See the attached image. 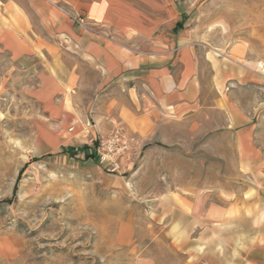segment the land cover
Listing matches in <instances>:
<instances>
[{
    "label": "crops",
    "instance_id": "1",
    "mask_svg": "<svg viewBox=\"0 0 264 264\" xmlns=\"http://www.w3.org/2000/svg\"><path fill=\"white\" fill-rule=\"evenodd\" d=\"M230 1L0 0V42L36 78L44 153L94 162L93 136L116 126L160 145L231 136L216 149L225 169L257 176L264 0ZM211 8L231 15L212 24ZM251 241L246 259L264 264V237Z\"/></svg>",
    "mask_w": 264,
    "mask_h": 264
},
{
    "label": "rangeland",
    "instance_id": "2",
    "mask_svg": "<svg viewBox=\"0 0 264 264\" xmlns=\"http://www.w3.org/2000/svg\"><path fill=\"white\" fill-rule=\"evenodd\" d=\"M212 9V24L231 15ZM35 82L0 42V264H255L245 250L264 237V166L257 176L226 170L232 156L216 149L231 136L160 145L116 126L132 138L130 156L108 174L44 153ZM256 120L264 154V115Z\"/></svg>",
    "mask_w": 264,
    "mask_h": 264
},
{
    "label": "built area",
    "instance_id": "3",
    "mask_svg": "<svg viewBox=\"0 0 264 264\" xmlns=\"http://www.w3.org/2000/svg\"><path fill=\"white\" fill-rule=\"evenodd\" d=\"M75 23L85 27L78 15L72 17ZM72 127H69V131ZM132 138L123 129L116 127L109 133H96L93 136L91 153L101 169L108 174H121L125 162L129 159Z\"/></svg>",
    "mask_w": 264,
    "mask_h": 264
},
{
    "label": "trees",
    "instance_id": "4",
    "mask_svg": "<svg viewBox=\"0 0 264 264\" xmlns=\"http://www.w3.org/2000/svg\"><path fill=\"white\" fill-rule=\"evenodd\" d=\"M95 158V157H94ZM96 160V159H95Z\"/></svg>",
    "mask_w": 264,
    "mask_h": 264
}]
</instances>
